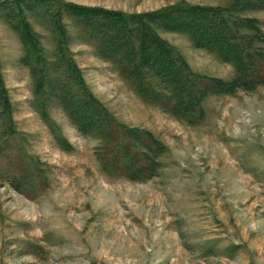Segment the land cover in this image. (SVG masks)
Wrapping results in <instances>:
<instances>
[{
  "label": "rangeland",
  "instance_id": "1",
  "mask_svg": "<svg viewBox=\"0 0 264 264\" xmlns=\"http://www.w3.org/2000/svg\"><path fill=\"white\" fill-rule=\"evenodd\" d=\"M240 1L0 0V264H264V0ZM169 7L140 20L194 77L143 69L144 99L92 10ZM197 7L227 11L240 72Z\"/></svg>",
  "mask_w": 264,
  "mask_h": 264
},
{
  "label": "trees",
  "instance_id": "2",
  "mask_svg": "<svg viewBox=\"0 0 264 264\" xmlns=\"http://www.w3.org/2000/svg\"><path fill=\"white\" fill-rule=\"evenodd\" d=\"M248 0H241L238 4L234 5V7L243 9L244 5H247ZM241 3V4H239ZM233 7V9H234ZM247 7V6H246ZM263 7V6H261ZM173 7L166 8L160 11L158 14H148V15H129L127 16L121 12H114V11H102V10H92V12H96V15H103V18L100 20H96L92 23L93 26L96 28H100L101 30H106L109 32V37L105 40L107 42L108 51H112L114 55H118L120 58L127 57L128 55L134 57L135 55L139 56V60L135 61L133 59L127 60L126 67H130V73L128 72L129 76L134 75V84L136 85L137 93L144 99H147L149 96H152V93H149L146 89L145 84H143V79H141V70H150L157 74L158 76L159 71L162 72V76L160 75L159 78L162 84L166 86H170L173 88V95H183L185 90L187 89L186 85L188 83L187 77L191 79L194 77L189 73H184L180 66H183L180 61H177L175 58L172 57L170 51L168 50L167 46L164 45L150 30L147 24L143 23L140 18H158L161 16H168L170 20H175V17H170L169 12L172 11ZM180 7H178L179 9ZM81 10V9H79ZM186 13L191 11H197L201 14L200 18L203 21L207 20H214L218 21L221 20L220 24H216L213 27L211 24L201 26L199 34L196 33V39L193 40L199 41L202 40L204 43L201 45L209 50L214 51L218 54V56L223 59L224 61L231 63L236 66L238 72L241 71V68H244L246 65V57L247 52H245V48L240 44V42L233 36L231 30L225 25L224 18L221 17L220 13L227 11L223 10L218 12L213 9L204 8V7H197V8H184ZM87 12V11H83ZM179 14V13H178ZM87 15V14H86ZM177 14H174L176 16ZM180 15V14H179ZM83 18V15L80 16ZM177 17V16H176ZM223 20H222V19ZM86 20V19H85ZM187 23V21H185ZM211 25V26H210ZM119 28V32L117 34L116 28ZM134 28V31L131 28ZM210 27H212L213 31H209ZM227 27V28H226ZM183 28V27H182ZM178 31H185L183 33L189 34L185 29H179ZM209 32V33H207ZM190 35V34H189ZM199 39V40H197ZM202 41V42H203ZM136 42V45L134 44ZM155 48L158 50L156 54H148L146 50L148 48ZM126 50L124 53L123 51ZM231 53V54H230ZM163 58L165 60H163ZM184 67V66H183ZM132 73V74H131ZM134 73V74H133ZM131 74V75H130ZM191 76V77H190ZM203 80V79H201ZM201 82H204L201 81ZM220 84V83H219ZM169 87V88H170ZM202 90V89H201ZM147 91V93H146ZM175 93V94H174ZM201 92L198 91L196 97L193 99V103H197L201 100L200 98ZM88 103L91 104V108H93V120L96 118H100V114L104 111L102 107L96 103L90 94L88 93ZM182 100V99H181ZM178 101L176 107H183L182 110H190L189 106L186 107L185 104ZM185 105V107H184ZM175 107V108H176ZM185 112V111H184ZM91 116V115H89ZM89 118V117H86Z\"/></svg>",
  "mask_w": 264,
  "mask_h": 264
}]
</instances>
